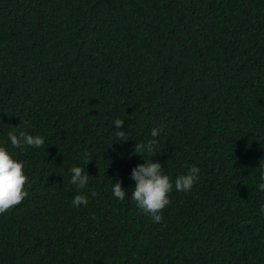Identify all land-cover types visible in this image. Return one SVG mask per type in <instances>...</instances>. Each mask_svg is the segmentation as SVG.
Returning <instances> with one entry per match:
<instances>
[{"label":"trees","instance_id":"trees-1","mask_svg":"<svg viewBox=\"0 0 264 264\" xmlns=\"http://www.w3.org/2000/svg\"><path fill=\"white\" fill-rule=\"evenodd\" d=\"M20 131L44 145L14 148ZM0 146L28 177L0 264H264V0H0ZM142 158L200 169L159 223L129 200Z\"/></svg>","mask_w":264,"mask_h":264},{"label":"clouds","instance_id":"clouds-1","mask_svg":"<svg viewBox=\"0 0 264 264\" xmlns=\"http://www.w3.org/2000/svg\"><path fill=\"white\" fill-rule=\"evenodd\" d=\"M124 123L125 121L116 119L113 125L115 129L120 130L116 133L117 138L126 142V133L123 130ZM162 131V127H154L151 130V137H158ZM8 141L14 148L20 149H23L24 146L41 148L45 143L42 136L32 135L25 131H20L18 135L10 132ZM156 144L157 141L155 139L136 144L134 154H147L152 158L155 155ZM140 156L142 157V155ZM82 157L88 165L90 161L89 154L85 152ZM163 170L162 165L158 161L152 162V159H143V163L137 164L129 172V179L134 182V186L131 187L130 191V199L128 198L129 189H125L119 179L114 183L111 182L113 197L119 201H124L126 198L134 201L136 207L148 214L154 223L161 222V213L171 202L169 195L173 188L177 192H190L198 181L200 172L198 167L192 166L187 170L186 174L177 176L173 181L168 175L164 174ZM69 173L71 184L81 189L88 184L89 175L84 167L73 166L69 169ZM261 180L264 181V176H261ZM27 182L28 177L25 174L23 161L15 159L6 147L0 146V214L19 204L27 196L25 191ZM258 190L264 191V182L258 185ZM92 195L95 196V193H92ZM88 202V198L85 195H76L72 200V206H87Z\"/></svg>","mask_w":264,"mask_h":264}]
</instances>
